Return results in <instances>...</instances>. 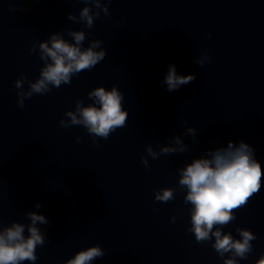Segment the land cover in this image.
<instances>
[{"label":"water","instance_id":"water-1","mask_svg":"<svg viewBox=\"0 0 264 264\" xmlns=\"http://www.w3.org/2000/svg\"><path fill=\"white\" fill-rule=\"evenodd\" d=\"M101 3L109 14L101 12L89 29L68 19L69 13L79 19L85 6L97 11L81 0H0V225L23 223L27 236L26 213L46 217L48 224L37 225L45 244L36 247L34 264H65L97 245L105 256L92 264H224L230 253L216 252L214 236L198 243L189 231L192 206L184 202L178 169L243 141L264 172V0ZM69 29L85 32L83 48L100 40L104 59L20 107L15 82L40 77L39 43L53 33L74 43ZM205 54L210 59L199 66ZM170 65L195 81L168 92ZM100 86L118 88L128 118L94 142L82 125L60 121L70 120L66 112L76 111L77 100L93 104L88 93ZM28 90L26 81L19 91ZM173 136L187 150L160 154V147H179ZM162 188H174V199L155 200ZM235 216L222 234L242 239L237 228L253 232L252 251L236 259L255 264L264 255V175L260 191Z\"/></svg>","mask_w":264,"mask_h":264},{"label":"clouds","instance_id":"clouds-1","mask_svg":"<svg viewBox=\"0 0 264 264\" xmlns=\"http://www.w3.org/2000/svg\"><path fill=\"white\" fill-rule=\"evenodd\" d=\"M85 5H94L97 11L85 6L79 13V19L72 13L68 14L71 21L83 22L87 28H92L94 18L103 12L109 14V9L101 3V0H81ZM110 3L111 0H108ZM68 34L73 38L74 43L65 40L59 33H53L48 41L39 43L40 59L44 66L40 70V77L33 83L27 77L22 76L15 82L18 90V105L24 106L25 98H30L34 93L44 94L51 91L50 85L59 88L62 83L71 82L73 75L81 71L91 70L106 55L104 49L100 48V40H92L87 48H83L86 39L84 31L71 29ZM49 44L51 46H49ZM100 48L99 51L96 49ZM210 58L205 54L197 59L196 63L203 66ZM196 75H178L176 66L170 65L164 77L163 83L166 90L172 92L181 86L195 81ZM27 81L29 90L19 91ZM94 103L81 107L82 101H76V111L66 112L70 120H61L62 127L71 125H82L89 135L107 139L109 135L118 128L126 125L128 112L122 106L123 94L116 86L110 90L100 86L88 93ZM79 116H77V114ZM187 134L195 137V128L189 127ZM80 137H77V141ZM172 145L160 147V154H171L185 152L187 147L182 143L180 136L171 137ZM146 151L153 158L158 154L148 146ZM210 158L204 156L194 158L186 166L178 169L181 189H187L184 202L191 204V228L196 241L203 242L210 240L213 236V244L216 252L224 257L230 253V258L224 260V264H238L237 257L246 259L247 254L252 251L251 241L256 239L253 232L248 229L237 228L242 239H234L231 233L222 234L221 228L236 219L235 211L247 205L253 195L261 189L262 172L261 164L255 158L254 149L247 143L240 141L238 146L232 141L227 147H219L209 153ZM145 166L147 159L142 158ZM174 188H162L155 191V200L168 202L174 199ZM40 203L36 208H40ZM26 216L30 219L27 225L28 235L25 236V225L19 222H12L9 226L0 225V264H22L24 261L34 262L37 259L36 247L45 244V235L37 226L46 225L49 221L42 214L29 211ZM173 221L175 217L172 218ZM215 228V230H214ZM105 256V251L99 246H90L78 251L74 257L65 261V264H92L96 258ZM255 264H264L262 255Z\"/></svg>","mask_w":264,"mask_h":264}]
</instances>
